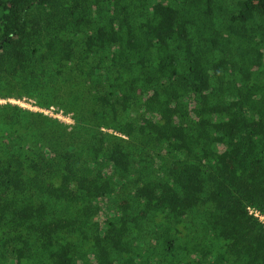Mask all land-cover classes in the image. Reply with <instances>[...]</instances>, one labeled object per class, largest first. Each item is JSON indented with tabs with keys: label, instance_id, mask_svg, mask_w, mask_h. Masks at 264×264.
<instances>
[{
	"label": "trees",
	"instance_id": "16d2710c",
	"mask_svg": "<svg viewBox=\"0 0 264 264\" xmlns=\"http://www.w3.org/2000/svg\"><path fill=\"white\" fill-rule=\"evenodd\" d=\"M249 207L264 0H0V264H264Z\"/></svg>",
	"mask_w": 264,
	"mask_h": 264
},
{
	"label": "built area",
	"instance_id": "2783aa9c",
	"mask_svg": "<svg viewBox=\"0 0 264 264\" xmlns=\"http://www.w3.org/2000/svg\"><path fill=\"white\" fill-rule=\"evenodd\" d=\"M12 102L20 104L21 106L44 112L52 117L58 118L63 122L68 124L74 123V118L72 114H66L63 110H57L55 107L50 108H41L39 107L36 102L32 99L23 98V99H11ZM249 213L254 217L258 218L260 222L264 225V213L256 208V207H249Z\"/></svg>",
	"mask_w": 264,
	"mask_h": 264
},
{
	"label": "rangeland",
	"instance_id": "374dc122",
	"mask_svg": "<svg viewBox=\"0 0 264 264\" xmlns=\"http://www.w3.org/2000/svg\"><path fill=\"white\" fill-rule=\"evenodd\" d=\"M2 101H4V100H2ZM234 124H235V131L236 132H241L243 129H245V128H247L249 125L246 123V121L244 120V119H239V118H234L233 119V121H232ZM161 129H159V131H160ZM160 133H162V130H161V132ZM161 136H166V133L165 132H163V134L161 135ZM257 145L255 144V143H248L247 144V147H248V149L249 150H253L255 147H256ZM227 160H228V162L232 165V166H234V161H235V158L230 154V155H228L227 156ZM16 173H13L12 172V174L10 175V177H14V175H15ZM256 174V173H255ZM30 211H25V212H23V213H21L20 214V216H19V224H24L25 223V221H26V217L27 216H29L30 214H31V212L29 213ZM29 214V215H28ZM45 231L47 232V233H49V235H50V233H52V228L51 227H47L46 229H45ZM110 235H112V230H108V233H107V235L106 236H110Z\"/></svg>",
	"mask_w": 264,
	"mask_h": 264
}]
</instances>
